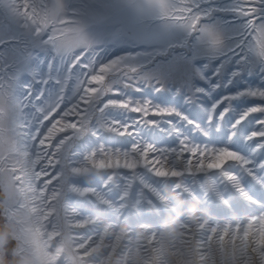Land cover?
I'll return each instance as SVG.
<instances>
[{
  "label": "rangeland",
  "instance_id": "1",
  "mask_svg": "<svg viewBox=\"0 0 264 264\" xmlns=\"http://www.w3.org/2000/svg\"><path fill=\"white\" fill-rule=\"evenodd\" d=\"M26 3L25 14L31 11L38 21L28 30L14 20L7 1L0 0V139H9L5 149L12 155L7 161L8 154H0V264H45L40 237L27 216L17 159L15 94L22 103L28 142L45 118L53 124L65 119L66 111L72 114L66 118L74 127L63 130L52 145L72 137L63 157L68 163L76 156L73 152L88 161L104 152L133 159L144 150L146 156L162 162L170 156L173 161L181 149L189 154L179 166L194 149L210 156L233 150L249 160L177 177L153 175L149 165L89 173L82 186H93L109 203L90 195L72 196L84 218L97 220L83 230L84 237L73 239L89 240L95 234L96 241L107 230L108 246L94 258L108 256L111 236L122 229L134 237L141 262L157 251L154 243L137 241L144 232L161 236L168 229L182 233L187 227L195 233L194 243L203 231L204 237L217 239L225 231L244 234L249 227L250 235H256L264 225V0ZM47 14L50 20L44 25ZM22 85H31L32 91ZM82 99L86 102L80 103ZM81 104L84 110L71 111ZM153 109L166 113L152 115ZM113 122L129 130L120 135ZM257 133L262 135L254 137ZM63 159L54 173L68 168ZM224 170L235 177L227 178ZM233 179L250 200L241 199ZM48 185L44 179L37 189ZM61 217L57 213L48 220V235L58 226L68 227ZM74 231L68 227L64 241H70ZM125 240L118 244L113 264H125L120 252L126 249ZM163 240L169 244V238ZM61 242L57 238L49 244L54 264H78L66 244L58 251ZM211 244L217 254L213 261L220 264V245ZM166 246L165 257L155 259L174 264L175 255ZM223 263H231L229 255Z\"/></svg>",
  "mask_w": 264,
  "mask_h": 264
},
{
  "label": "bare ground",
  "instance_id": "2",
  "mask_svg": "<svg viewBox=\"0 0 264 264\" xmlns=\"http://www.w3.org/2000/svg\"><path fill=\"white\" fill-rule=\"evenodd\" d=\"M5 1H7L6 8H10V13L14 20L23 22L25 29L28 30L37 27L38 21L35 19V14L29 11L27 15L24 12V5L28 4L26 2L29 0ZM48 20H50V14L45 16L43 21L44 25L48 24ZM35 82H40V80L36 78ZM21 88L32 91L31 85H22ZM85 102L86 100L84 99L80 101V103ZM12 106L16 112V131L18 134V140L16 142L17 159L21 164V172L23 174L22 187L27 202V216L31 218L32 226L36 230L38 237H40L39 247L43 251L45 264H54V260L52 259L53 256L49 250V244L50 241L57 238L63 239V243L61 242L59 244L60 246L58 251L61 252L62 247H64L63 245L66 244V251L74 257L76 263L78 264H113L114 256L116 255L117 249H119L117 248L118 244L123 238L126 239L125 242L127 241L123 244V247H126V249L120 252L124 253V258L122 260L125 261V264H127L126 262H132L130 264H161L159 262H162V260L156 261L155 258L165 257L164 255L162 256V254H164L163 250L167 248L166 245L172 249L173 255H175L174 264H196V258L199 261V264H217L213 261L216 259L217 254L216 252H212L210 248L211 245H213L211 244L213 242L214 245H220L217 247L219 250H216L220 252L219 259L222 260L220 264H224L223 262L226 260L227 255L231 258L230 264H264V225L262 228L258 229L257 234L254 236L250 235L249 227H247L245 230L246 233L244 234L242 233L238 235L234 231L233 235L230 236L229 233L225 231L222 234V237L217 239L210 238V236H208V238L204 237L205 232L203 231V235L198 238V242L196 243H194L195 233L187 227L182 233H177L176 230L172 228L170 231L168 229V231L163 232L161 236L154 232L140 233V237L137 241L154 243L155 249L157 250L156 252L154 251L155 253H149L151 254L150 258H147V260L142 262L140 252L135 248L136 241L134 240V237L131 236L129 231L122 229L119 232H115L111 236L112 239L110 240L111 244L109 245L110 252L108 256L103 260L94 258L96 253H99V251L104 250V248L108 246H104L107 242L104 238L107 230L104 231L100 239L96 241H93V239L97 237L95 234H93L89 240L88 238H84L83 240L75 242L73 239H80L84 237L83 230L89 225L97 222V220L94 218H84L81 210H79L77 205L71 201V197L76 196L77 198H81L90 195L100 199V203H109L107 199L104 198V196H101V193L93 186H82L83 180L86 179L85 177L89 173L103 171L104 169L125 167L134 168L136 165H139L140 167L149 165V168L153 170V175L159 177H163L165 175L168 177H177L185 173L198 174L220 169L225 166L228 161H238L241 165H245L249 163V160L233 150H222L210 156L208 153H198L194 149L191 151L190 156L183 162L182 166H179V163H182L181 160L184 155L189 154L188 150L185 151L184 149H181L176 153V157L173 161L168 160L170 156L167 158V161L163 162L160 161L158 157L146 156V151L144 150L141 153H137L136 158L133 159L127 158L125 155L120 156L118 154L104 152L101 155L96 154L94 156H90L88 161H82V158L77 156L79 152H73V154L77 157H72L68 163L66 162V159H63V157L66 156L65 152L68 151L69 142L72 137L68 136L67 140L57 144L55 148H52V145L63 130H69L71 127H74L72 125L74 122L70 123L66 118L72 114H69V111H66L62 114V116H66L65 119L58 118L53 124L49 123V118H45L42 125L39 127V130L34 133V138L30 139L28 142V126L23 121L24 112L18 94L13 96ZM78 107L80 109L78 112L85 109V107L81 104L72 106L71 111ZM135 111L140 110L135 109ZM164 113L166 112H164L163 109L161 112L156 109H153V111L150 112L152 115H160ZM38 114L34 113L32 116L34 117ZM55 114L56 112H54V115ZM77 115L78 114H76V116ZM79 115L81 116L83 114L80 113ZM242 119L243 118H241L240 121ZM62 122L65 123V128L60 127L61 125H64ZM113 127H115V130L117 129V131H119L120 135L126 134L129 130L127 126L121 125L117 122H113ZM261 135L262 134L257 133L254 137H260ZM8 143V138L0 139V154L7 153L9 158L7 161H11L12 155L9 152L10 150L5 149V146ZM136 148H138V146H135V149ZM62 159L64 160L63 163H65V167L68 166V168L66 167V170H59L54 173L57 166L60 165V161L62 162ZM224 174L227 178L235 177L230 171H225ZM64 178L65 180L63 181ZM44 179H46V184L49 183L47 189L43 187L41 190L40 188L38 190V183ZM59 179L60 181L57 183L58 186L53 188V184H55ZM233 180L235 186L238 187L237 190L241 199L250 200L251 196L247 193L246 189L242 187V184L236 182L237 180L235 179ZM66 188L70 191L67 192ZM50 189L52 190L49 194V199H47V194ZM218 195L224 205L230 206L229 202L226 201L221 194ZM159 198L162 199V201H166L164 196L159 195ZM196 200L198 201V199ZM57 213H62L61 218L66 219L65 221L68 222V227L76 229V231L71 232L70 241H64L65 239L63 236L67 232L68 227L65 228L63 225L60 227L58 226L48 235V231L51 230V225L48 223V220L53 219V216ZM201 228L203 227H198V229ZM48 236H50V238ZM164 238H169V244H165V240H163ZM226 238L228 239L226 240ZM195 244L197 247H194ZM147 245L148 244H146V246ZM189 255L191 258H188ZM128 256H131V258L127 259ZM163 264H166V260Z\"/></svg>",
  "mask_w": 264,
  "mask_h": 264
}]
</instances>
